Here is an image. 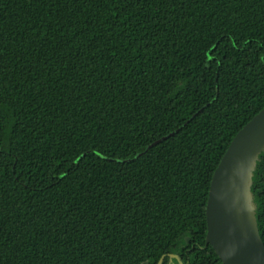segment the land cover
Segmentation results:
<instances>
[{"label":"trees","instance_id":"16d2710c","mask_svg":"<svg viewBox=\"0 0 264 264\" xmlns=\"http://www.w3.org/2000/svg\"><path fill=\"white\" fill-rule=\"evenodd\" d=\"M263 108L264 0H0V264H224L211 181ZM252 190L264 241V152Z\"/></svg>","mask_w":264,"mask_h":264},{"label":"water","instance_id":"95a60500","mask_svg":"<svg viewBox=\"0 0 264 264\" xmlns=\"http://www.w3.org/2000/svg\"><path fill=\"white\" fill-rule=\"evenodd\" d=\"M263 152L264 108L236 133L212 177L206 245L213 246L224 264H264V241L252 190ZM170 257L178 259L174 264H183L178 254ZM164 259L165 255L157 264Z\"/></svg>","mask_w":264,"mask_h":264}]
</instances>
